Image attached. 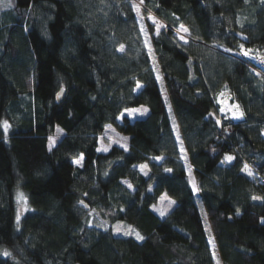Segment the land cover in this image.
<instances>
[{
    "label": "trees",
    "instance_id": "obj_1",
    "mask_svg": "<svg viewBox=\"0 0 264 264\" xmlns=\"http://www.w3.org/2000/svg\"><path fill=\"white\" fill-rule=\"evenodd\" d=\"M138 1L165 24L149 27L151 42L216 255L140 48L137 1L0 0V264H264V184L244 166L264 174V77L238 56L240 46L264 52V0ZM222 90L241 121L217 123ZM138 106L143 119L122 116ZM108 126L127 148L98 151ZM18 191L29 208L19 219ZM162 194L175 201L163 218L151 210Z\"/></svg>",
    "mask_w": 264,
    "mask_h": 264
},
{
    "label": "rangeland",
    "instance_id": "obj_2",
    "mask_svg": "<svg viewBox=\"0 0 264 264\" xmlns=\"http://www.w3.org/2000/svg\"><path fill=\"white\" fill-rule=\"evenodd\" d=\"M136 1H137L138 8H139L138 19H137V28H138L137 36L139 39L140 48L144 49L150 55V58L152 60L154 75H155L157 84L160 88V91L162 93V96H163V99L166 105V111H167L168 117L172 125L173 133L177 141L179 142L181 158L184 160L185 164L187 165L188 181L195 193V202H196V205L198 207V210L204 222V227H205L207 238H208V244L210 246L212 253L216 255L215 239L211 232L207 213L205 211V207L200 197V193L197 190L196 180L194 178V175L192 174V168L190 167L188 163L185 145H184L183 139L179 132V126L175 118L171 100L167 93L163 77L157 69V59L155 57L154 47L151 42L152 35L149 32V27L152 26L154 28L155 33H158L160 31L165 30V24L161 20H159L157 17H155V15L152 12L148 11L142 5L141 2H139L138 0ZM175 33L179 38L183 40L186 39L187 37L186 31L184 29L177 30ZM124 49H125L124 46H121L119 48V51L123 52ZM245 53H247V55H258V56L264 57V52L261 49H250L244 46H240L238 56L242 58L244 62H246ZM137 85H139V87L136 86V92L142 87L140 83H138ZM147 112L148 110L145 106H138V107L129 108V109L124 110V112L122 113V116H126L130 120L143 119L146 116ZM62 134H63V131L60 128H57L55 135L49 138L48 147L51 148L61 138ZM112 145H116L119 147H122L123 145L122 148H127L128 138L117 133L112 127L108 126L106 130L104 131V133L99 137V146H98L99 152H103V153L107 152ZM75 161H76L75 164L79 166L82 164L81 157ZM142 165L146 167L141 168ZM135 167L143 175H147L149 172V167L147 164H140V165H136ZM124 184L130 187L129 182L127 180H124ZM15 198H16L17 217H20L29 209L28 204H27L25 196L19 191L16 193ZM257 200L261 201V199H258V198ZM174 206H175V201L169 198L166 194H162L159 197L157 203L151 207V210L156 215L163 218L172 210ZM161 212H163L164 215H161ZM91 223L92 225L99 226L102 229L110 232L114 236L132 237L136 239L137 241H141L142 239L138 240L136 238L138 234L140 237L143 238V236L139 233V231L135 227L125 222H122V221H117L111 225H103L98 220L93 219ZM126 233H130V234L126 235ZM214 264H222L221 259L214 257Z\"/></svg>",
    "mask_w": 264,
    "mask_h": 264
},
{
    "label": "built area",
    "instance_id": "obj_3",
    "mask_svg": "<svg viewBox=\"0 0 264 264\" xmlns=\"http://www.w3.org/2000/svg\"><path fill=\"white\" fill-rule=\"evenodd\" d=\"M246 64L251 66L258 74L264 77V57L258 55H245ZM217 119L220 124L229 120L231 122H239L243 119V114L238 103L232 94L226 90H222L215 99ZM223 109V111H221ZM251 173L257 177L259 183L264 184V174H261L255 164H245Z\"/></svg>",
    "mask_w": 264,
    "mask_h": 264
},
{
    "label": "snow or ice",
    "instance_id": "obj_4",
    "mask_svg": "<svg viewBox=\"0 0 264 264\" xmlns=\"http://www.w3.org/2000/svg\"><path fill=\"white\" fill-rule=\"evenodd\" d=\"M6 7H8V6H10V5H5ZM185 31H186V29H185ZM245 55H247V53H245ZM138 87H139V85H137ZM221 111H223V109H221ZM217 123H219V121H217ZM5 129L7 128V125L5 124ZM122 147H123V145H122ZM126 150V149H125ZM98 151H99V149H98ZM226 159L227 160H231V159H233L231 156H226ZM76 161H74V163H75ZM143 167H146V166H144V165H142L141 166V168H143ZM166 171H171L170 169H168V170H166ZM131 187V186H130ZM253 199H257L256 197H253ZM161 215H164V213L163 212H161ZM18 219H19V217H18ZM128 234H130V233H126V235H128ZM138 240L139 239H143L142 237H140L138 234H137V237H136ZM5 255H7V253H5Z\"/></svg>",
    "mask_w": 264,
    "mask_h": 264
},
{
    "label": "water",
    "instance_id": "obj_5",
    "mask_svg": "<svg viewBox=\"0 0 264 264\" xmlns=\"http://www.w3.org/2000/svg\"><path fill=\"white\" fill-rule=\"evenodd\" d=\"M64 96H65V90L61 89L59 90L56 95H55V101L57 104H60L63 99H64Z\"/></svg>",
    "mask_w": 264,
    "mask_h": 264
},
{
    "label": "crops",
    "instance_id": "obj_6",
    "mask_svg": "<svg viewBox=\"0 0 264 264\" xmlns=\"http://www.w3.org/2000/svg\"><path fill=\"white\" fill-rule=\"evenodd\" d=\"M262 222H264V218L262 219Z\"/></svg>",
    "mask_w": 264,
    "mask_h": 264
},
{
    "label": "bare ground",
    "instance_id": "obj_7",
    "mask_svg": "<svg viewBox=\"0 0 264 264\" xmlns=\"http://www.w3.org/2000/svg\"><path fill=\"white\" fill-rule=\"evenodd\" d=\"M216 111V110H215Z\"/></svg>",
    "mask_w": 264,
    "mask_h": 264
}]
</instances>
